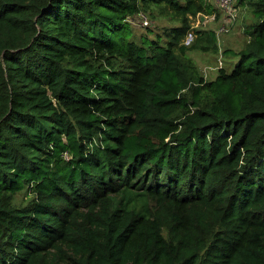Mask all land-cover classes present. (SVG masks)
<instances>
[{"label":"trees","instance_id":"16d2710c","mask_svg":"<svg viewBox=\"0 0 264 264\" xmlns=\"http://www.w3.org/2000/svg\"><path fill=\"white\" fill-rule=\"evenodd\" d=\"M236 1L206 79L211 0H0V264H264V0ZM151 8L165 41L134 38Z\"/></svg>","mask_w":264,"mask_h":264},{"label":"rangeland","instance_id":"374dc122","mask_svg":"<svg viewBox=\"0 0 264 264\" xmlns=\"http://www.w3.org/2000/svg\"><path fill=\"white\" fill-rule=\"evenodd\" d=\"M234 1L236 18L230 22V30L228 32H219L221 26L224 24L225 20H227V13L215 2V0H211L216 9L213 14H197L195 17L190 16L193 30L183 39V45L190 47L193 44L197 37L195 29H203L207 31V33H216L218 38L217 41L220 47L219 53L198 49L188 50L187 52L198 65L201 73L205 75L206 79L213 78L217 75L219 56L222 60V66H224L228 72H231L239 60V51L244 47L249 38L247 30L248 26L255 20L254 14L249 6L240 5L236 0ZM145 13L149 19V25H146V27H143L140 18H131L134 38L139 41L142 37L156 38L157 35H161L163 41H165L166 31L180 24L171 14L162 13V11L157 8H151ZM203 43H206V40H203ZM225 49L229 51L226 53L224 52ZM12 197L13 203L15 204L26 203L28 199L25 191L17 192L13 194Z\"/></svg>","mask_w":264,"mask_h":264},{"label":"built area","instance_id":"2783aa9c","mask_svg":"<svg viewBox=\"0 0 264 264\" xmlns=\"http://www.w3.org/2000/svg\"><path fill=\"white\" fill-rule=\"evenodd\" d=\"M215 2L227 13V20L221 26L219 32L224 33L230 30V22L236 18V12L234 10V0H215ZM141 24L143 26L149 25L148 16L144 13L140 14ZM222 66V60L219 56L218 58V67Z\"/></svg>","mask_w":264,"mask_h":264}]
</instances>
